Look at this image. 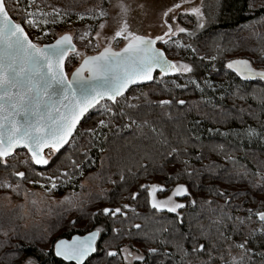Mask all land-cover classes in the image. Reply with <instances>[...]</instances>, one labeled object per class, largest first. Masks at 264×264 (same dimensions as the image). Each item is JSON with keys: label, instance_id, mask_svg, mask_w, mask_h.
Segmentation results:
<instances>
[{"label": "trees", "instance_id": "obj_1", "mask_svg": "<svg viewBox=\"0 0 264 264\" xmlns=\"http://www.w3.org/2000/svg\"><path fill=\"white\" fill-rule=\"evenodd\" d=\"M105 2L5 0L9 14L31 39L34 27L22 19L24 10L34 15L41 10L54 13L56 8L58 15L70 19L98 17ZM217 14L216 23L196 36L158 43L171 61H187L191 71L158 74L150 85L135 87L118 99V106L101 103L47 165H35L26 150L6 158L13 163L11 168L0 167V183L12 187H0V264H24L29 258L36 264H73L56 257L55 243L97 228V252L86 264H121L118 252L126 244L144 254L139 264H242V250L236 245L245 239L259 264L264 222L256 213L264 211V145L240 143L223 133L254 129L264 134V82L243 81L217 64L247 58L256 69H264V0H221ZM181 21L189 27L195 24L191 17ZM69 30L50 28L38 44L51 43ZM95 30L91 24L76 26L75 45ZM187 78H208L223 88L215 92L204 86L201 91L191 81L183 86ZM161 100L172 103L161 105ZM105 103L111 112L102 107ZM89 128L95 129V136L86 131ZM15 171L25 172V177ZM34 181L48 189L57 182L51 193L59 200L36 202L35 192L25 186ZM73 181L76 185L66 188ZM153 184L163 186L161 196L177 185L186 186L180 215L153 207ZM105 208L121 212L112 215L104 213ZM251 213L252 222L246 223ZM196 244H204L205 250L193 253ZM113 251L117 254L108 255Z\"/></svg>", "mask_w": 264, "mask_h": 264}, {"label": "snow or ice", "instance_id": "obj_2", "mask_svg": "<svg viewBox=\"0 0 264 264\" xmlns=\"http://www.w3.org/2000/svg\"><path fill=\"white\" fill-rule=\"evenodd\" d=\"M16 2L19 3V0ZM173 7H179V5H173ZM121 8L126 11L123 5ZM52 11L59 14L60 10L53 8ZM190 11L202 15L198 8H191ZM32 15L24 10L22 19L29 26L36 23L30 18ZM100 15L103 16L106 13L101 11ZM100 26L103 27V24ZM178 30L186 31L182 28ZM123 31L124 29L116 31L115 36H122ZM129 37L132 38L125 37L127 43L120 52L105 48L103 52L95 56L86 57L84 63L76 69L72 79L69 80L63 71V58L69 51L74 50V45L71 43L72 37L66 33L53 45H40L33 42L23 25L13 20L9 14L5 0H0V166H8L6 158L12 155L18 145H23L27 149L35 165H47L49 161L42 154L43 148L58 150L62 144L67 143L81 117L89 108L97 105L99 100L107 97L108 100L115 102L114 106H118L120 102L117 97H123L125 89L137 81L152 80V72L156 68H159L161 75L173 71H191V66L186 64L182 68H177L175 62L167 59L162 50L154 47L157 40L163 39L162 36L153 39L129 33ZM233 63L244 65L247 73L245 78L259 77L264 80V69L253 68L247 60L229 62L228 67L231 68ZM85 68L92 74L91 77L80 75ZM159 103L170 105L172 101L161 100ZM178 103L184 104L185 101L180 100ZM102 107L111 112L107 103ZM120 114H124L122 108ZM105 123L104 120L99 121L101 126H105ZM144 123L148 122L144 121ZM152 130L156 131L154 127ZM86 131L93 136L96 135L95 129L89 128ZM250 132L254 134L255 130L252 129ZM176 151L177 149H172V152ZM24 163H28V160ZM15 175L23 178L25 172H15ZM49 179L54 180V177ZM5 186L12 187L6 181L0 183V187ZM52 187H56L55 183ZM162 187V185L153 184L151 190L162 189ZM185 193L187 188L183 184L177 185L173 191V195ZM171 199L168 197V201ZM167 206L164 202L153 203L154 208ZM124 207L127 208L129 205ZM178 207L183 205L175 204L170 210L175 212ZM103 212L115 215L120 213L121 209L116 208L113 211L105 208ZM256 215L261 222H264V212H258ZM99 232L100 229L97 228L83 239L74 238L77 242L71 245L64 240L57 241L55 254L62 256L65 260L75 261L76 264H83L85 257L96 251L94 241ZM261 232L264 233V228ZM247 244L248 240L245 239L236 245L242 250L240 260L242 264H257V253L247 247ZM201 250H205L204 244H196L191 249L193 253ZM149 251L155 252L156 249H149ZM108 255H115V253L109 252ZM258 255L259 264H264V251ZM209 259H211L210 255ZM24 264H33V261L29 258L24 261Z\"/></svg>", "mask_w": 264, "mask_h": 264}, {"label": "rangeland", "instance_id": "obj_3", "mask_svg": "<svg viewBox=\"0 0 264 264\" xmlns=\"http://www.w3.org/2000/svg\"><path fill=\"white\" fill-rule=\"evenodd\" d=\"M220 4L221 0H106L103 10L106 15L77 19H70L41 10L34 13L32 18L36 22L35 25H33L32 40L38 43V40L47 34L50 28L69 27L70 30L62 33L61 36L66 33L74 36V28H76V26L94 25L96 28L95 32L91 36L89 34L81 38L80 43L76 45V50L70 54L73 64H71L70 70L68 71V76L71 77L86 57L95 56L105 48H111L116 51L121 50L127 43L125 37H128V39L132 38L129 37V33H134L137 36L152 37L153 39L157 36H162L163 39L158 40L160 44L172 41L180 35L187 34L189 36H196V34L205 31L208 27L216 23ZM121 5L124 6L126 11L122 10ZM173 5H179V7H173ZM194 7L198 8L202 15H197L190 11V9ZM165 13H167V15H165ZM185 17L194 19L195 24L193 27L183 24L184 22H182L181 19ZM101 24H103V27L100 26ZM125 25L127 26L126 28L124 27ZM169 27H171V30H169ZM181 28L186 29V31H179L178 29ZM121 29H124L123 35L116 37V31ZM173 61L178 68H182L185 64L190 65L184 60L174 59ZM226 65L227 63L217 64V68L219 69L221 66ZM190 81L200 87L201 91H204V86H207L215 92L223 88L217 83L211 80L209 81L208 78H203L202 81H199V79L187 78L185 81L181 82V84L186 86L187 82ZM223 86L225 88V85ZM224 135L240 143H258L264 145V134L260 131H255L253 134L250 130H241L235 133L224 132L223 136ZM55 155L56 153L54 151L49 150L46 152L45 156L48 161H51ZM7 160V167L11 168L13 162L9 159ZM0 167L5 168V166ZM18 167H20V163H18ZM53 183L57 186V182ZM75 185V181H73L68 184L66 188L74 187ZM25 186L28 191L35 192V201L39 204L44 203L45 205L59 200L57 194L51 193L53 188L52 184L49 189L45 184L35 181L27 183ZM16 189L18 192L20 191L18 188ZM160 191L161 189L151 190L152 203H166L168 205L167 207H160L165 210H170L175 204L184 206L185 200L182 198L183 195H173V191L171 190L168 191V194L161 196ZM168 197L172 198L171 201H168ZM175 213L179 215L182 213L180 207L176 208ZM247 217L246 223L252 222L253 214H247ZM40 220L41 218L35 219L36 222H40ZM113 252L115 255L117 254L116 251ZM118 257L121 260V264H139L145 259L144 254L132 244L124 245L118 252ZM138 257H143V259H138ZM33 264L36 263L33 262Z\"/></svg>", "mask_w": 264, "mask_h": 264}, {"label": "water", "instance_id": "obj_4", "mask_svg": "<svg viewBox=\"0 0 264 264\" xmlns=\"http://www.w3.org/2000/svg\"><path fill=\"white\" fill-rule=\"evenodd\" d=\"M13 20H14V19H13ZM16 22H17V21H16ZM24 29H25V28H24ZM25 32H26V30H25ZM26 33H27V32H26ZM27 34H28V33H27ZM69 35H70V34H69ZM70 36H71V35H70ZM28 37H29V35H28ZM71 37H72L71 43H72V45H74V50L69 51V52L67 53V55L63 58V71L66 73V75H67V79H69V80L72 79V75H73V74L71 75V77L68 76V73H67V70H66V62H67V59H68V57L70 56V54L73 53V52L76 50V45H75V43H74L73 36H71ZM29 38H30V37H29ZM59 38H60V37H58L56 40H58ZM30 39H31V38H30ZM31 40H32V39H31ZM56 40H54V41L51 42V43L44 44V45H53V44H55ZM32 41H33V40H32ZM158 43H159V42H158V40H157V41L155 42V44H154V47L160 49L159 46H158ZM124 47H125V46H124ZM124 47H123V48H124ZM160 50H162V51L164 52L165 56L167 57V59H169L168 56H167V54H166V52H165L163 49H160ZM103 51H104V50H103ZM103 51H101V52H103ZM113 51H115V52H120V50H118V51L113 50ZM169 60H170V59H169ZM242 60H247V61H249L250 64H251V66H252L253 68H255V67L253 66L251 60H249V59H247V58H244V59H233V61H230V62L242 61ZM83 63H84V61L81 63V65H82ZM175 64H176V63H175ZM81 65L79 66V68L81 67ZM228 65H229V62H228L227 65H226L227 68H228L230 71L235 72V73H236V74H237V75H238L243 81H247V82H249V81L262 80V79H260L259 77H256V78H245L246 75H247V73H246V71H245L244 65H242V64H235V63H233V66H232L231 68L228 67ZM176 67H177V66H176ZM177 68H178V67H177ZM237 69H239V71H238ZM257 70H260V69L257 68ZM75 72H76V71H75ZM75 72H74V73H75ZM177 72H178V71L167 72V73H165L164 75H166V76H174ZM158 74H160V70H159V68H156V69L152 72V76H153V79H152V80H150V81H137L136 83L129 85V87H128L127 89H125L124 94H123V97H124V96H125V95H126L131 89H133V88H135V87H140V86L150 85L151 83H153V82L155 81V79H156V77H157ZM80 75H81L82 77H91L92 74L87 70V68H85V70H84ZM160 75H161V74H160ZM97 79H99V78H97ZM262 81L264 82V80H262ZM120 98H122V97H119V96H118V97H117V100L120 99ZM103 102H113V101H110V100L107 99V97H105V98L99 100V102H98L97 105L93 106L92 108H89V110L84 114V116L81 117L80 121L76 124V127H75V129L73 130V132H72V136H70V137L68 138L67 143L62 144L58 150H53V151H55V152H61V151L65 150V149L68 147V145L70 144V142L72 141V139L74 138V136L76 135V133H77L79 127L81 126L83 120L85 119V117H86V116H87L92 110H94L95 108H97V107H98L101 103H103ZM20 150H26V151H27V149L24 148L23 145H18L17 148L13 151L12 155H13L14 153L20 151ZM49 150H50V149H49L48 147H44V148H43V150H42V154H43V156H44L45 158H46V156H45V155H46V152L49 151ZM29 154H30V153H29ZM12 155H11V156H12ZM11 156H10V157H11ZM30 156H31V154H30ZM8 158H9V157H8ZM46 159H47V158H46ZM38 166H41V167H42V166H44V165H38ZM263 212H264V211H263ZM257 218H258V220L260 221V219H259L258 216H257ZM260 222H261V221H260ZM88 234H89V233H87V234H85V235H79V234H76V235L72 236L71 238H63V239H60V240H64V241H66L69 245H71V244L77 242V241H74V238L79 237V238L83 239V238L87 237ZM100 238H101V233L99 232V234L97 235V237L95 238V241H94V246H95V248H96V251H95V252H91V253H89V255L85 257L83 264H86V262L96 254V252H97V248H98V244H99V241H100ZM60 240H58V241H60ZM55 244H56V243H55ZM54 253H55V245H54ZM55 255H56V254H55ZM56 257H57L58 259H61L62 261L66 262V263H73V264H76L75 261H68V260H65L62 256H57V255H56Z\"/></svg>", "mask_w": 264, "mask_h": 264}]
</instances>
